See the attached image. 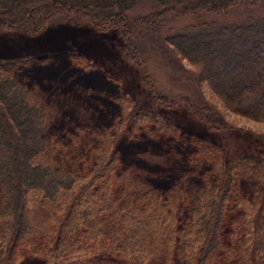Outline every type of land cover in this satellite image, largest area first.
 <instances>
[{"label":"trees","instance_id":"16d2710c","mask_svg":"<svg viewBox=\"0 0 264 264\" xmlns=\"http://www.w3.org/2000/svg\"><path fill=\"white\" fill-rule=\"evenodd\" d=\"M148 2L152 13L132 15ZM259 5L264 0H0V28L38 35L71 18L99 31L117 29L125 59L157 107L135 108L120 81L105 74L120 85L116 130L72 167H59L53 108L30 75L48 62L96 66L77 52L0 59V264L28 255L42 264H264V152L229 159L226 145L195 135L187 140L159 110H186L209 129L249 134L264 149V133L236 121L264 123V15L241 23L203 19ZM181 18L195 21L170 26ZM165 27L161 52L188 73L204 101L164 91L148 69L139 38L144 31L161 36ZM142 131L172 150L192 147L183 186L164 189L130 176L117 140ZM241 180L251 195L240 192ZM36 212L58 215L36 223ZM151 221L159 237L152 236L151 254L143 256L131 229Z\"/></svg>","mask_w":264,"mask_h":264},{"label":"rangeland","instance_id":"374dc122","mask_svg":"<svg viewBox=\"0 0 264 264\" xmlns=\"http://www.w3.org/2000/svg\"><path fill=\"white\" fill-rule=\"evenodd\" d=\"M153 8L154 3H144L135 8L132 15H148L153 12ZM262 15L264 5L254 8L241 6L233 8L225 16H206L203 19L241 23L250 17ZM194 21L192 18H181L170 26L180 28ZM168 29L165 27L161 36L148 31L142 32L139 42L145 50L148 69L154 75L156 84L164 91L185 92L204 101L205 95L188 79V73L182 71L178 62H169L161 52L160 41ZM124 50L125 41L117 29L99 31L87 23H79L71 18L55 20L46 31L38 35H30L22 28H0V59L40 55L52 51L77 52L85 54L96 66L84 69L71 62L57 65L48 62L36 67V72L30 75L31 79L35 77L40 83L46 100L53 108L50 131L56 137L59 167H72L77 158L93 147L103 134H111L116 130L114 116L119 106L115 101L114 92L117 91L119 83L112 81V78L105 74L120 81L123 90L136 101L135 108H157L152 105L151 94L143 87L137 68L125 59ZM159 110L167 118V125L178 127L180 133H185L186 137L195 135L194 138L199 136L226 145L229 159L236 154L251 155L264 152L263 144H259L258 140L249 134L231 132L222 135L209 129L207 124L186 110L165 107ZM236 121H239L241 126L264 133V123L245 119ZM131 134L123 132L120 135L117 150L122 153L123 161L130 168L129 174L133 180L152 182L164 189L183 186L181 181L186 171L184 161L188 159L192 147L187 145L181 150H172L146 131ZM225 158L226 156L224 160ZM192 172H197V168L193 167ZM239 185L241 193L251 195L243 180ZM57 215V212H36L33 221H54ZM132 227L131 230L135 233L133 238L137 242V254L148 256L152 251V236L159 237L156 223L138 222ZM19 264H42V259L28 255Z\"/></svg>","mask_w":264,"mask_h":264}]
</instances>
